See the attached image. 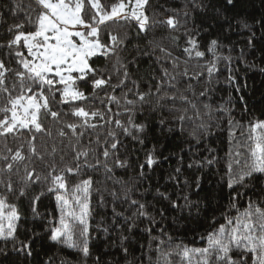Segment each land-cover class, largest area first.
<instances>
[{
    "label": "trees",
    "instance_id": "obj_1",
    "mask_svg": "<svg viewBox=\"0 0 264 264\" xmlns=\"http://www.w3.org/2000/svg\"><path fill=\"white\" fill-rule=\"evenodd\" d=\"M115 2L116 0H102L105 6ZM194 3L200 7H194ZM16 4L21 5V10L14 13L11 9L15 8ZM29 5L31 8L37 7L34 0H0V42L6 43L11 38L7 31L9 26L26 22L25 13L30 11ZM173 9L176 12H173ZM185 12L188 14L185 15ZM146 14L157 20L175 16L180 24L176 30L169 29L166 25L156 26L139 36L135 22L119 29L121 36L124 32L129 35L120 55L127 63L132 79L139 83L140 91L147 92L150 86L155 90L157 80L163 76L162 68H167L174 75L183 73L187 68L188 76L176 75V89L166 90L169 94L175 92L177 97L183 93L188 100L195 103L202 114L203 122L209 126L208 130L197 127L201 120H186L182 125L176 119L185 108L188 109L186 115L194 116V110L179 98L175 101H165L163 107L155 109L153 103L137 106L136 123L145 125L144 131L139 134L140 139L144 140L143 145L132 136H125L114 122L105 124L99 119L92 121L98 126L84 130L82 144L87 145L90 140L93 141L96 151L94 156L89 157L93 164L97 158L105 161L102 153L104 148L108 147L111 155L107 158V164L112 172L106 173L102 166H97L96 170L87 169L81 176L65 174L69 191L81 179L91 177L94 181L90 197L92 215L89 219L88 257H83L76 249L49 239L50 229L58 223L60 215L54 193L47 194L38 202L40 215H33L30 197L46 185H37L29 193V198H16L21 186L18 181L24 175V165L29 164L30 168L35 167L41 175H46L48 168L45 164H50L51 158L46 156L45 161L41 162L33 157L32 163L26 160L14 164L11 173H0V180L5 183L8 177H11L16 190L8 192L6 187L0 185V196L6 197L9 204H15L21 214L15 234L16 240H0V250H3L0 251V264H155V246L158 241L152 240V237L167 240L170 236L173 246L180 244L195 248L206 247L207 240L201 237H206L208 232L224 224V214H236L235 209L229 208L231 196L240 193L236 204L241 211L247 207L250 200L264 201V184L260 180H249L247 187L237 185L229 188L225 176L229 152H243L244 149H237L236 145L237 142L243 144L246 141L249 124L257 120L264 121V0H234L233 5H227L226 0H149ZM25 30H29L27 25ZM190 38L198 42V50L205 53L204 57H196L194 52L189 56L184 51L185 48L191 47L188 44ZM249 38L252 39L251 46L248 43ZM212 40L218 41L217 56H231L232 59H220L216 71L209 77L206 67L213 60V56L207 49ZM149 41L154 43L149 44ZM156 44L170 52L172 57L178 58L175 70L172 62L163 58L164 53L159 47H155ZM6 51L7 49H0V59L5 61L7 67L19 70L15 60L9 61L4 55ZM158 57L161 59L158 60ZM111 65L112 61H106L102 56L94 58V67H107L111 70ZM197 72L202 74L197 79H191ZM14 79L13 73L9 72V87ZM111 82L118 83V77L113 75ZM126 83L127 87L123 91L129 88L135 91L131 81ZM189 84L192 88L186 91ZM83 90L86 93L92 91L90 86H84ZM121 91L117 89L114 94L120 96ZM106 92L111 93L112 88L106 86L98 95L102 97ZM202 92L205 94L200 95ZM128 98L135 99L131 93ZM6 99L4 94H0V107L5 106ZM152 100L154 102L155 98ZM78 103L90 110L100 108L107 112V108H111L112 112L108 115L112 116L113 121L116 118L122 122L127 121V113H123V109L114 104H109L106 108L99 99ZM65 110L67 111V107ZM116 112L123 114L116 117L113 115ZM204 113H209L211 119L208 115H203ZM2 118L3 114L0 113V119ZM76 119L67 117L68 122H76ZM229 120L239 122V126L230 128ZM109 131H115L117 134L119 143L115 150L110 148V143L115 141L108 136ZM230 131L234 134L232 137L229 135ZM97 138L99 144L95 143ZM28 139L27 132L20 138H0V154L10 155L7 148L14 152L23 145L22 151L27 156ZM45 141L50 151L52 141L47 137H37V148L43 151L42 145ZM67 143L65 140L64 144ZM152 149H155L156 162L151 168L145 166L142 169L140 166L145 164L146 153ZM213 157L216 162L212 165L203 163ZM117 159L126 160L127 166L118 167ZM55 161L57 168H62L65 164H71L72 154L69 151L63 163L60 162V154H57ZM4 163L5 161L0 160V168H3ZM178 167L181 169L179 173L176 172ZM141 172L144 173L143 176ZM197 178L200 180L199 188L196 187ZM127 189H131L128 192L131 199L146 204L147 211L155 216V224L141 217L136 221L137 227L131 232L128 231L124 217L133 216L138 206H131L130 200L126 199ZM157 189L168 194L171 200L179 204H183L182 197L188 195L193 202L191 210L172 209L169 200L157 195ZM113 192L116 193V199L112 196ZM101 196L104 198L103 205L100 203ZM113 208L123 215L114 216ZM161 209L165 213L163 218L160 216ZM146 228H151V233L145 231ZM122 235L127 237L123 247ZM150 241L153 250L148 252ZM19 242L29 244L32 253L30 256L25 251L16 250L21 247ZM124 248H127V254ZM171 259L173 264H179L178 256Z\"/></svg>",
    "mask_w": 264,
    "mask_h": 264
},
{
    "label": "snow or ice",
    "instance_id": "obj_2",
    "mask_svg": "<svg viewBox=\"0 0 264 264\" xmlns=\"http://www.w3.org/2000/svg\"><path fill=\"white\" fill-rule=\"evenodd\" d=\"M34 2L37 7L31 8L29 5L30 11L25 13L26 22L9 26L7 31L11 38L6 43L0 42V49H7L4 53L7 59L9 61L14 59L19 65V70H14L7 67L5 61L0 59V94H4L7 98L5 106L0 107V113L3 114V118L0 119V138L6 139L9 136L20 138L25 132L29 135L27 156L22 151L23 145L14 152L5 146L10 155L0 154V160L5 161L3 168H0V173H11L14 164L26 160L32 163L33 157L41 162L45 161L46 156L51 158V163L45 164L48 168L46 175H41L35 167L30 168L29 164L24 165V175L18 181L21 186L16 198L17 200L29 198V193L37 185H46L30 197L33 215H40L38 202L47 194L54 193L60 215L58 223L50 229L49 239L76 249L83 257H88L90 255L89 219L92 215L90 197L94 181L91 177L81 179L69 191L68 178L65 174L81 176L87 169L96 170L97 166H102L106 173L112 172L107 164V158L111 155L108 147H105L102 153L105 161L102 162L97 158L93 164L89 159L96 151L93 141L90 140L87 145L82 144L84 130L95 129L98 126L92 121L99 119L105 124L114 122L125 136H132L143 145L144 140L140 139L139 134L144 131L145 125L136 123L137 106L142 107L144 104L153 103L155 109L163 107L165 101H175L179 98L194 110V116L186 115L188 109L185 108L176 117L182 125L186 120L193 122L201 120V123L197 125L198 128L207 131L209 126L203 122L202 114L196 104L188 100L186 95L180 93L177 97L175 92L169 94L166 90L167 88L176 89V75L188 76L187 68L183 73L176 75L167 68H162L163 76L157 80L155 90L150 86L147 92H142L139 90V83L132 79L128 65L120 55L129 39L127 32H124L123 36L120 35L119 29L124 25L135 22L138 29L137 36L146 34L156 26L166 25L169 29L176 30L180 22L175 16H168L163 20L151 19L146 14L149 0H116L110 6H105L102 0H34ZM226 3L233 5L234 0H226ZM193 6L200 7L195 3ZM20 10V4H16L15 8L11 9L14 13ZM172 11L176 12L175 9ZM187 14L185 12V15ZM26 25L29 30H25ZM153 43L149 41V44ZM248 43L249 46L252 45L251 38ZM188 44L191 47L185 48L184 51L189 56L193 52L196 57L205 56L204 52L198 50V42L195 39L190 38ZM155 47L160 48V51L164 53L163 58L169 59L175 70L178 66V58L172 57L170 52L158 44ZM217 47L218 41L212 40L207 49L213 56V60L206 67L209 77L216 71L217 62L220 59H232L231 56H217ZM101 56L106 61H112L111 70L107 67L93 66L94 58ZM9 72H12L15 77L11 87L8 83ZM201 74L197 72L190 78L197 79ZM113 75L118 77L119 82L116 84L111 82ZM128 81H131L135 91L133 88L123 91ZM84 86H90L92 91L86 93L83 90ZM106 86H110L112 92L99 96L98 93ZM191 88L192 85L189 84L186 91ZM117 89L122 90L120 96L114 94ZM130 93L135 99L128 98ZM204 94L200 93V95ZM96 99H99L106 108L109 104L122 108L123 113H127V121L122 122L119 118L113 121L112 116L108 115L112 112L111 108H107V112L100 108L90 110L78 103ZM204 107L209 108L208 105ZM123 113L116 112L113 115L119 117ZM203 115H208L211 119L209 113ZM69 116L77 118L76 122H68ZM46 121L49 123H45ZM229 125L230 128L238 127L239 122L229 120ZM248 133L246 141L243 144L237 142L236 145L237 149L243 148L244 151H236L235 154L230 151L228 154L225 176L229 188L237 185L247 187L249 180H260L264 184V121L257 120L250 123ZM229 135L232 137L234 134L230 131ZM38 136L47 137L52 141L50 151L47 141L42 145L43 151L37 148L35 142ZM108 136L115 141L110 143V148L117 149L119 141L116 132L109 131ZM194 138H196L195 135ZM65 140L68 141L67 144H64ZM249 141L251 143H248ZM197 142H199L198 138ZM95 143L99 144V138ZM69 151L72 154L71 164H65L58 169L55 156L60 154V162L63 163ZM154 153L155 149L146 153L145 164L140 166L142 169L145 166L151 168L155 164ZM215 162L216 158L213 157L203 163L212 165ZM195 163L200 164V162ZM116 165L126 167L127 161L117 159ZM189 167L191 168L192 165L190 164ZM180 171L178 167L176 172ZM143 175L144 173L141 172V176ZM0 185L6 187L8 192L16 191L10 176L6 183L0 180ZM196 187H200L199 178L196 180ZM130 191L131 189L125 191V197L130 200L131 206L138 207L133 216L124 217L128 224V231L131 232L137 227L136 221L141 217L155 224V216L147 211L146 204L131 199L128 196ZM157 195L169 200L172 209L191 210L193 202L188 195L182 197L183 204L171 200L168 194L160 192L159 189H157ZM112 196L116 199L115 192ZM239 196L240 193L237 192L236 196L230 197L229 208L235 209V216H232L230 212L224 214L225 223L208 232L206 237H201L206 238V247L195 248L180 244L173 246L170 236L167 240L152 237V240L158 241L155 246V264H173L171 259L173 256L179 257V264H249V261L251 264H264V201L250 200L247 207L241 211L236 204ZM103 202L104 198L101 196V205ZM113 214L117 217L123 215L115 208H113ZM164 214V210L161 209L162 218ZM20 220L21 214L17 206L9 204L6 197L0 196V240H16L15 234ZM104 231L107 232L108 229ZM145 231L151 233V228H146ZM163 234L167 235V233ZM126 239L127 237L121 236L122 247ZM19 243L21 247L16 250L25 251L30 256L32 253L29 244ZM164 245L167 247H162ZM123 250L127 254V248ZM152 250L150 241L148 252ZM149 259L151 260V257Z\"/></svg>",
    "mask_w": 264,
    "mask_h": 264
}]
</instances>
